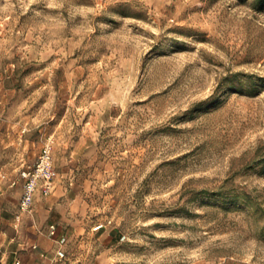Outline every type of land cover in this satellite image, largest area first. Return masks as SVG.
Returning <instances> with one entry per match:
<instances>
[{
  "label": "rangeland",
  "instance_id": "obj_1",
  "mask_svg": "<svg viewBox=\"0 0 264 264\" xmlns=\"http://www.w3.org/2000/svg\"><path fill=\"white\" fill-rule=\"evenodd\" d=\"M50 139L43 264H264V0H0V181Z\"/></svg>",
  "mask_w": 264,
  "mask_h": 264
},
{
  "label": "crops",
  "instance_id": "obj_2",
  "mask_svg": "<svg viewBox=\"0 0 264 264\" xmlns=\"http://www.w3.org/2000/svg\"><path fill=\"white\" fill-rule=\"evenodd\" d=\"M23 192L22 179L17 186L0 181V264H43L42 251L46 249L38 243L40 228L51 220L52 207L38 193L33 213H25L18 222Z\"/></svg>",
  "mask_w": 264,
  "mask_h": 264
},
{
  "label": "built area",
  "instance_id": "obj_3",
  "mask_svg": "<svg viewBox=\"0 0 264 264\" xmlns=\"http://www.w3.org/2000/svg\"><path fill=\"white\" fill-rule=\"evenodd\" d=\"M53 147L54 139H50L34 166L21 171V176L24 179V194L20 200V212L16 216L18 222L21 221L23 214L32 209L40 184L45 195H49L55 188V179L58 173L54 165ZM17 184L18 180L13 179L12 185ZM51 234H56L55 225L52 226Z\"/></svg>",
  "mask_w": 264,
  "mask_h": 264
}]
</instances>
